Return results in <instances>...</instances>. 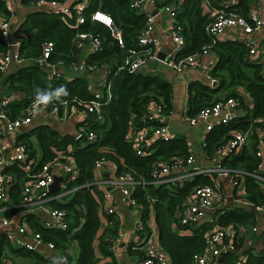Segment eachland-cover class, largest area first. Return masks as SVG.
Instances as JSON below:
<instances>
[{
  "label": "trees",
  "instance_id": "trees-1",
  "mask_svg": "<svg viewBox=\"0 0 264 264\" xmlns=\"http://www.w3.org/2000/svg\"><path fill=\"white\" fill-rule=\"evenodd\" d=\"M22 1L35 3L39 0ZM56 1L67 4L70 11L41 9L27 14L18 22L8 0H0V17L13 19V35L19 41L17 54L24 61L8 72L0 69L1 90L9 99L7 103L9 116L12 119L23 116L36 98L37 92L52 96V101L47 107L51 109L58 106L61 115H64L65 111L70 115L75 109L87 110L91 101L96 98L89 87L88 74H67L66 71L59 70L51 73L38 62L48 41L54 42V46L46 61L66 68L85 62L89 72L106 65L110 73L107 83L99 86L102 92L98 98L101 103L100 112L89 111L78 122L81 135L63 133L50 124L41 123L26 127L15 136L17 143L24 144L29 159H40L39 156L42 155L38 165L54 157L65 159L67 155H71L74 159L77 174L67 182L65 190L73 189L61 199L51 202L53 206L67 210V227L47 226L32 212H27L23 217L30 222L35 231L41 232L45 241L53 242L55 249L62 251L66 258L54 259L41 250L29 249L22 244L14 245L6 233L1 232L0 264H3L5 258L14 264L11 259L13 255L32 258L33 261L27 264H99V261L107 256H110V259L103 264L118 263L114 245L116 239L121 236V220L115 213H109L108 225L104 232L99 234L101 214H105L100 201L103 193L96 184L84 185L96 179L95 163L102 157L107 162L116 163L118 174L128 171L137 180L131 194L137 201V205L132 207L139 209L138 215L141 219L140 226L136 228L139 236L143 238L150 233L149 212L154 208L158 241L161 249L169 255L171 264H194L193 255L205 249L206 237L214 224L205 221L199 225L186 226L178 223V220L184 207L183 202L192 194L196 185L214 184V180L203 173L183 182L154 184L152 171L155 165L175 159L185 160L191 153L189 143L184 136L167 141L156 138L152 147L144 154L138 153L133 143L132 136L145 126L160 124L157 120L151 121L147 117L144 119L151 100L157 101L164 113H169L173 108L174 86L171 80L159 73L132 71L122 67L126 57L144 53L148 48L151 52L154 51L153 44L139 42L141 31L146 25L147 12L132 6V0ZM204 1L175 0L171 3L175 11L174 22L181 26L186 41L185 46L176 53V58L200 52L204 48H209L210 52L215 54L210 76L216 79V83L211 85L199 80L189 83L187 113L195 115L201 108L227 97H234L245 109V113L239 118L219 123L215 128H211L204 147L213 155L220 151L235 131L257 125L264 127V68L258 55H251L243 40L215 39L209 33L207 26L211 15L205 11ZM207 1L211 6H223L229 11L250 18L253 0ZM79 3H83L81 13L85 20L82 22L78 20L80 12L76 5ZM96 8L112 16L115 28L121 32L123 43L113 35L109 26L91 18ZM80 32L91 33L101 41L99 47L90 50L82 62H80L82 48L77 44ZM8 49L9 45L0 29V64L1 55ZM62 86L67 90V96L58 90ZM243 93H248L252 97L251 108L244 100ZM90 132L94 133L93 139L88 138ZM253 148H246L222 165L243 168L246 196L259 205L264 203V191L253 173L259 168L261 159L254 152L255 147ZM22 164L24 163L18 161L5 165L2 170L12 173L15 177V182L9 186L8 199L0 202L4 216L21 210L19 203L22 186L29 178V171L22 167ZM257 213L245 205L226 207L216 212V222L220 226H232L239 233L256 221ZM262 215L264 216V211ZM176 222L180 229H189L190 232L179 233L175 228ZM245 234L246 232L234 234V241L242 244ZM73 242L76 243L77 249L75 257L69 251ZM127 248L131 256L140 258L144 255V251L135 240L131 241ZM247 251L249 253L244 262L239 261L238 253L225 252L221 255V264H264L262 252Z\"/></svg>",
  "mask_w": 264,
  "mask_h": 264
},
{
  "label": "built area",
  "instance_id": "built-area-1",
  "mask_svg": "<svg viewBox=\"0 0 264 264\" xmlns=\"http://www.w3.org/2000/svg\"><path fill=\"white\" fill-rule=\"evenodd\" d=\"M156 0H132L131 5L147 12V21L145 27L142 29L139 36V42L141 44H153L154 51L148 48L144 53H138L134 57H126L122 67H127L132 71H142L149 61L150 57H156L155 47L157 44V38L153 36V31L155 28V14L147 11L146 4L154 3ZM224 1V0H222ZM39 6L46 8L56 9L59 11L69 12L70 7L60 1L56 0H39L35 2ZM78 11L80 12L78 20L80 22L85 20L84 15L81 11L83 9V3L76 5ZM203 7L205 11H208L211 15L210 22L208 23L207 29L210 34L213 35L215 39H221L228 28L237 27L238 31L235 33L236 37L243 40L246 44L249 53L251 55H257L258 44H259V31L264 30V15L257 13L255 9L251 10L250 18L235 12L229 11L223 6H211L210 3L205 0L203 2ZM163 8L169 11L173 18L171 22V36L178 47L181 50L185 44V38L181 32V26L174 22V8L171 4H164ZM91 18L93 20L100 21L112 29L113 35H115L120 43H123L121 32L114 26V20L112 16L106 11L96 8L92 14ZM13 19H8L0 17V29L2 30V35L9 45V49L6 53L1 55L0 69L3 72H8L11 68L12 63L21 64L24 61L18 57L17 45L18 39L13 35ZM91 43L92 49L96 50L101 41L98 37L94 36L88 32H80L78 34L77 44L80 48H85ZM54 46V42L48 41L44 45V54L39 58V63L49 69L51 73L56 71H61V66L59 64H52L46 61ZM178 50V51H179ZM210 49L204 48L200 52L185 55L180 58H176L175 55H171L167 63L177 69L182 71L185 68H201L208 74L211 83L214 84L216 79L211 77L210 69L215 63L214 57L210 55ZM82 62V61H80ZM85 62L80 64H74L72 67L79 71ZM58 66V69L56 68ZM87 68V67H86ZM103 81L100 85H103ZM96 98L93 99L87 110L75 109L72 114L67 115L66 111L64 115L59 114L58 106H54L50 111L55 115H60L63 118H68L73 115L84 116L87 115L89 111L100 112V101L98 98L101 96L100 87L95 91ZM111 94H109L110 96ZM8 97L3 94L1 90V79H0V202L7 200L9 197V186L15 182V177L12 173L3 172L5 165H11L18 161L22 164V167L27 169L28 180L22 186L21 198L19 206L21 210L17 211L11 216L0 215V233L5 232L6 236L10 240L18 241L19 238L23 239L22 244L29 249L41 250L43 246H47L50 249H54L55 245L53 242H47L43 239L40 231H35L31 226L30 222L21 219L18 214L23 213V217L27 212H32L38 215L43 223L50 227H67V210L64 208L53 206L51 200L54 198L53 195L49 194L51 190L50 185L54 182L56 176H58L63 170L64 173L68 174L65 179L67 183L71 178H74L77 174V167L74 159L71 155H67L65 159L54 157L50 160L43 162L38 165V158L29 159L28 153L23 143H17L15 136L22 129L31 126L34 115L46 109L47 105L37 104L36 98L31 102L25 111V114L21 117L12 119L9 116L8 110ZM238 101L234 97H227L215 102L212 105L205 106L201 108L197 114L190 115L185 113L184 117L191 123L197 124L200 121L206 123L207 129L213 128L216 121L226 123L229 120L235 119L237 117V109L241 107ZM81 117V118H82ZM149 120H157L160 122L159 125H147L144 129L138 131L133 139L134 147L138 153H147L148 149L152 147L153 141L156 138L169 139L173 135L170 134L169 125L164 123V112L161 110L160 104L151 100L149 102V108L144 116ZM80 120V119H79ZM82 132L78 130L77 135H81ZM6 135H10L9 148H6L5 139ZM94 133H88V138L93 139ZM254 137L255 140V153L260 157L261 162L259 167H264V127L257 125L249 129H241L234 132L233 136L229 141H227L221 148V153L231 152L238 150L245 143H250ZM205 146V141L203 142ZM195 157L193 154H189L185 160L175 159L171 162H164L155 165L152 171V177L154 184H160L165 182L178 183L185 179L193 177L195 174L200 172H207L212 174L217 171L219 173L229 174L232 167H224L222 163L217 162L214 167L205 168L201 165H194L193 168H188L192 165ZM107 160L102 157L95 163V169H99ZM243 173V171H242ZM253 175H258L253 173ZM264 179V177H262ZM107 182L110 186H115L120 189L123 197L127 200L129 205H137V201L132 197V189L136 185L137 180L134 179L132 173L125 171L123 173L117 174L113 177H109ZM96 183L95 180L92 182H87L84 185H91ZM71 189H66L61 191L57 196L62 197L64 194L71 191ZM228 192L222 188V186L214 184H197L194 191L187 199L183 202V209L180 213V218L178 223L186 226L199 225L205 221L213 222V227L210 229L206 237L205 249L201 252H196L193 255L194 264H221L220 256L225 252L234 251L239 254L238 259L244 262L247 258V254L244 252V247L240 243H237L233 239L234 234H241L244 231L237 233L232 226H220L217 224L216 212L218 210L225 209L230 202L228 197ZM154 199V198H153ZM229 200V201H228ZM182 205V206H183ZM258 209H264V204L256 205ZM108 213H115V205L111 202L106 207ZM0 210H3L0 207ZM45 215V216H44ZM140 226V220L137 227ZM176 226L177 225L176 222ZM252 229L254 231H260L262 238V246L264 250V223H260L259 218L252 224ZM118 237L115 241V245L122 238ZM142 242L136 241L137 245L144 251V255L137 258L136 264H171L169 255L165 253L158 243L156 236L152 231L146 236L141 238ZM244 243V242H243ZM114 245V247H115ZM54 257V256H53ZM65 257V256H64ZM65 259L63 257H57ZM3 264H12L10 259L5 258Z\"/></svg>",
  "mask_w": 264,
  "mask_h": 264
},
{
  "label": "crops",
  "instance_id": "crops-1",
  "mask_svg": "<svg viewBox=\"0 0 264 264\" xmlns=\"http://www.w3.org/2000/svg\"><path fill=\"white\" fill-rule=\"evenodd\" d=\"M166 0H156L154 3H147V11H150L155 14V28L153 31V36L157 38V44L155 47V55L156 57H150L147 65L143 67L142 71L147 73H159L163 77L171 80L174 86V94H173V108L169 113H164V123L169 125L170 134L173 135L172 138L164 139L170 140L174 139L178 136H184L189 143L191 148V154L194 155L195 160L192 162V165H189L188 168H193L194 165H201L202 167L209 168L214 167L217 162L223 163L226 161L232 160L246 148L251 149L255 144L254 137L252 136V140L250 143H245L236 151L231 152H224L221 153H214L213 155L209 154L203 145V142L206 140V136L208 133L211 132V129H207L206 123L204 121H200L197 124H191L185 117V113H187L188 109V85L193 80H199L208 84H211V80L206 73L201 68H185L182 71H178L171 65L167 63L168 58L171 55H175L178 52V47L175 45L172 36H171V22L173 21L172 16L170 15L169 11L163 8L164 4H171L175 0H169V2H165ZM231 2H235L236 0H230ZM10 7L14 10L15 19L19 22L23 19L27 14L36 12L41 9H48L43 6H39L36 3H23L22 0H8ZM255 9L258 14L264 15V0H253L251 4V10ZM238 31L237 27H231L226 30L225 35L221 39L227 38H237L236 32ZM259 44H258V57L263 63L264 68V30L259 31ZM92 49L91 43H88L87 47L81 50V61L84 60L86 54L90 52ZM210 55L213 57L215 54L212 52ZM18 66L17 63H12L10 70ZM82 69V68H81ZM80 69V70H81ZM87 69V68H86ZM9 70V71H10ZM61 70L63 72L66 71L67 74L73 73H80L79 71L75 72L74 68H66L61 66ZM88 71V76L90 77L89 80V87L92 91H95L99 88V83L101 84L102 81L104 84L108 81V75L110 73V69L108 66H101L96 67L94 70ZM216 83V82H215ZM243 88H240V90ZM244 100L248 103L249 108L252 107L253 100L252 97L248 93H243ZM237 117L239 118L241 114L245 113V109L241 106L237 109ZM82 116L73 115L70 117L63 118L60 115L53 114L49 109H42L41 111L37 112L34 115L32 126L45 123L52 125L55 129H58L60 132L66 133L71 132L76 134L78 132V122ZM235 118V119H236ZM222 123L216 121L213 125L215 128L217 124ZM210 131V132H209ZM16 136V135H15ZM15 136H12L15 138ZM7 139H5L6 148H9L8 145L10 143V135H6ZM264 146V145H263ZM254 149V148H253ZM255 152V151H254ZM41 153V152H40ZM41 160L42 155L39 156ZM195 167V166H194ZM226 167V166H224ZM229 168V167H227ZM231 172L227 175L224 173H219L217 171L209 174L207 172H200L195 174L193 177L188 179H193L196 175L199 174H207L211 179L214 180V183L222 186L228 193V197L230 202L228 203L227 208H232L237 205H245L246 207L252 208L254 211L258 212L256 214V219L259 218L260 223H264V216L262 215V211L257 208V204L250 201L247 198L246 190H245V179L244 175L245 172L241 166H236L230 168ZM243 171V173H242ZM16 173V172H15ZM17 174V173H16ZM96 174V184L103 193V198L101 201V206L104 207L105 214H101V225L99 227V234L103 233L105 228L108 225V211L107 206L109 203H113L115 205V214L121 220V227L120 231L122 233V238L114 247L115 256L118 260L117 264H136L137 257L135 255H130L128 253L127 245L135 240L142 242L141 237L136 232V228L140 219L138 215L139 209L136 207H132L128 204L127 200L123 197L120 189L115 186H110L107 182L109 177H113L118 174L117 172V165L115 162H105L103 166L99 169H95ZM255 175L262 186L264 191V167H259L256 171ZM62 176V179L59 182V189H52L49 191L50 195H53L54 198L51 202H54L56 199H61L57 195L61 193V191L65 190L66 184L65 179L67 178L68 174L64 173L62 170L59 174ZM186 180V179H185ZM183 180V181H185ZM182 181V182H183ZM92 182V181H91ZM90 183V182H89ZM228 200V201H229ZM264 204V203H263ZM4 214V210H0V215ZM15 214V213H14ZM13 215V214H11ZM9 215V216H11ZM21 219L23 218V213L18 214ZM150 219L149 224L151 226V231L156 236L158 241V228L156 223V216L154 208H151L150 212ZM45 216V215H44ZM84 219V218H83ZM26 220V219H25ZM28 221V220H27ZM254 223V222H253ZM246 227V236L244 243H242V247H244V252L247 254L249 253L247 250L253 251H260L264 254L263 246H262V238L260 231H254L252 229V224ZM175 228L181 234L189 233L190 230H183L176 226ZM9 239V238H8ZM10 240V239H9ZM11 243L14 245L20 246L22 244L23 239L19 238L18 241L10 240ZM159 243V241H158ZM23 245V244H22ZM1 251V246H0ZM41 251L49 256L53 257L54 259H61L57 257H64L62 251L57 249H50L47 246H43ZM70 253H73L74 257L77 254L76 243L73 242L70 249ZM14 256V255H13ZM12 260L14 264H27L33 261L30 257H23L16 255L13 257ZM221 258V256H220ZM110 256L104 257L99 261V264H103ZM170 259V258H169ZM171 262V259H170ZM221 262V259H220Z\"/></svg>",
  "mask_w": 264,
  "mask_h": 264
},
{
  "label": "clouds",
  "instance_id": "clouds-1",
  "mask_svg": "<svg viewBox=\"0 0 264 264\" xmlns=\"http://www.w3.org/2000/svg\"><path fill=\"white\" fill-rule=\"evenodd\" d=\"M58 90L64 95L67 96L68 92L66 90V88H64L63 86L58 88ZM59 98V96H57V99ZM52 101V96L48 95V94H36V103L37 104H44L47 105L48 103H50Z\"/></svg>",
  "mask_w": 264,
  "mask_h": 264
},
{
  "label": "water",
  "instance_id": "water-1",
  "mask_svg": "<svg viewBox=\"0 0 264 264\" xmlns=\"http://www.w3.org/2000/svg\"><path fill=\"white\" fill-rule=\"evenodd\" d=\"M56 68L58 69V66H56ZM74 71L77 72L76 70H74ZM79 72L82 75H87L88 74V71L86 69V65L85 64H83L82 69ZM61 179H62L61 175L56 176L54 182L50 185V187L52 189H59V182H60Z\"/></svg>",
  "mask_w": 264,
  "mask_h": 264
},
{
  "label": "rangeland",
  "instance_id": "rangeland-1",
  "mask_svg": "<svg viewBox=\"0 0 264 264\" xmlns=\"http://www.w3.org/2000/svg\"><path fill=\"white\" fill-rule=\"evenodd\" d=\"M46 109H49V108H48V107H46ZM49 110H50V109H49ZM22 130H23V129H22ZM22 130H21V131H22ZM21 131H20V132H21ZM66 133H71V132H66ZM239 261H240V260H239Z\"/></svg>",
  "mask_w": 264,
  "mask_h": 264
}]
</instances>
